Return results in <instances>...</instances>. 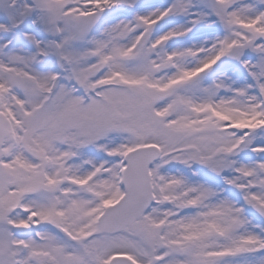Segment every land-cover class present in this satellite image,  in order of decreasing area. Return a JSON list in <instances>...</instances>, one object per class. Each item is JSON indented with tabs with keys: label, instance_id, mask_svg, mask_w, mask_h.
I'll use <instances>...</instances> for the list:
<instances>
[{
	"label": "snow or ice",
	"instance_id": "6c2138e0",
	"mask_svg": "<svg viewBox=\"0 0 264 264\" xmlns=\"http://www.w3.org/2000/svg\"><path fill=\"white\" fill-rule=\"evenodd\" d=\"M0 264H264V0H0Z\"/></svg>",
	"mask_w": 264,
	"mask_h": 264
}]
</instances>
